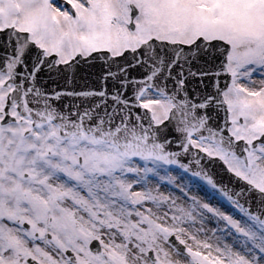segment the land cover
Here are the masks:
<instances>
[{"label":"snow or ice","instance_id":"6c2138e0","mask_svg":"<svg viewBox=\"0 0 264 264\" xmlns=\"http://www.w3.org/2000/svg\"><path fill=\"white\" fill-rule=\"evenodd\" d=\"M0 264H264V0H0Z\"/></svg>","mask_w":264,"mask_h":264}]
</instances>
